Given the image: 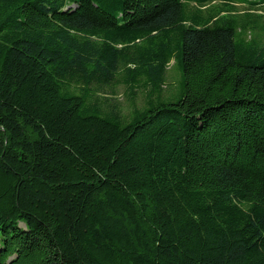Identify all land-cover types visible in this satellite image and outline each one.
Wrapping results in <instances>:
<instances>
[{"label":"trees","instance_id":"16d2710c","mask_svg":"<svg viewBox=\"0 0 264 264\" xmlns=\"http://www.w3.org/2000/svg\"><path fill=\"white\" fill-rule=\"evenodd\" d=\"M0 264H264V0H0Z\"/></svg>","mask_w":264,"mask_h":264},{"label":"rangeland","instance_id":"374dc122","mask_svg":"<svg viewBox=\"0 0 264 264\" xmlns=\"http://www.w3.org/2000/svg\"><path fill=\"white\" fill-rule=\"evenodd\" d=\"M173 65H174V62L171 63V65L169 66L167 70L168 71L167 86L171 87L172 90L174 88L175 91H178L181 88V77L182 76H181L179 69H177V67H173ZM168 87L166 89V92H168V89H169ZM114 90L116 94L113 95L112 98L121 104V109L125 117H129L130 113L133 111V108H132L131 102L129 101L128 90L123 85L122 86L118 85ZM136 90L137 92H136V96L134 97V102L136 106L141 109L145 106L146 93L140 87H138ZM108 92L110 93V90H108Z\"/></svg>","mask_w":264,"mask_h":264}]
</instances>
